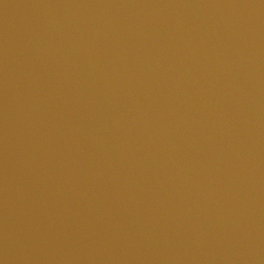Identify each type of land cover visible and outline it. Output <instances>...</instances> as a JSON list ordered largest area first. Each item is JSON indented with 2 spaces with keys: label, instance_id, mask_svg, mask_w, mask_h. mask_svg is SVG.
Returning a JSON list of instances; mask_svg holds the SVG:
<instances>
[{
  "label": "water",
  "instance_id": "obj_1",
  "mask_svg": "<svg viewBox=\"0 0 264 264\" xmlns=\"http://www.w3.org/2000/svg\"><path fill=\"white\" fill-rule=\"evenodd\" d=\"M0 264H264V0H0Z\"/></svg>",
  "mask_w": 264,
  "mask_h": 264
}]
</instances>
